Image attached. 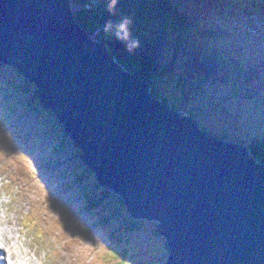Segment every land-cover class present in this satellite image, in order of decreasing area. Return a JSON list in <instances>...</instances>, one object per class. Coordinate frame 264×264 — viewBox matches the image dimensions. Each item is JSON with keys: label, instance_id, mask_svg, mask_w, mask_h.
Returning <instances> with one entry per match:
<instances>
[{"label": "water", "instance_id": "water-1", "mask_svg": "<svg viewBox=\"0 0 264 264\" xmlns=\"http://www.w3.org/2000/svg\"><path fill=\"white\" fill-rule=\"evenodd\" d=\"M0 64L34 85L130 218L156 222L164 264H264V163L155 96L70 0H0Z\"/></svg>", "mask_w": 264, "mask_h": 264}, {"label": "rangeland", "instance_id": "rangeland-1", "mask_svg": "<svg viewBox=\"0 0 264 264\" xmlns=\"http://www.w3.org/2000/svg\"><path fill=\"white\" fill-rule=\"evenodd\" d=\"M252 10L254 13L239 10L245 24H232L229 19H215L212 24L240 37L247 34L245 40L248 35H257L255 31L262 30V36L264 27L253 19L261 12L264 14V8L260 5ZM258 47H264V43ZM177 78L174 68L163 76L154 74L149 82L157 97L167 98L170 106L180 104L209 133H222L229 140H247L253 133L264 134V105L259 100L230 91L224 82L207 81L181 89ZM35 90L15 69L0 64V101L4 99L8 104V121L13 119V111L19 110L14 121L33 137L35 143L29 140V147L36 151L38 144L43 146L39 154L42 161H50L52 168L57 165L53 164L55 158L61 161L55 171L39 173V154H16L5 130L9 131V123L4 124L5 120L0 118V218L7 216L14 236L6 242L23 244L22 251L39 258L33 264H164L168 250L163 237L155 233L156 222L139 220L136 225L127 224L131 218L117 195L106 190L109 194L103 195L107 200L100 209L80 214L84 192L97 198L105 189L90 170H85V164L75 154L73 141L65 135L55 115L41 106ZM15 91L20 95H13ZM261 93L264 98V83ZM106 215L115 217L106 226L89 230L94 217ZM17 230L21 236L16 241ZM110 231L120 237V243H110Z\"/></svg>", "mask_w": 264, "mask_h": 264}, {"label": "trees", "instance_id": "trees-1", "mask_svg": "<svg viewBox=\"0 0 264 264\" xmlns=\"http://www.w3.org/2000/svg\"><path fill=\"white\" fill-rule=\"evenodd\" d=\"M71 3L73 7H78L76 14L81 26L91 36L103 40L120 64L148 82L154 74L163 76L175 68L178 71V87L181 89L184 85H202L207 81L224 82L230 91L259 100L264 105L261 93L264 83V47H258V44H262L260 39L248 35L249 39L245 40L247 34H242L241 38L212 24L215 19H229L232 24L240 23L242 13L239 10L243 6L229 0H117L114 5L112 0H71ZM88 3H93L90 8H86ZM125 19L130 21L128 41L115 34L117 26ZM107 24L112 25L109 31L104 30ZM223 38L227 41H223ZM131 40H138L139 46L129 51L126 45ZM219 42L224 44L221 46ZM150 85L152 86L151 83ZM152 92L156 95L153 87ZM183 95H187L186 90ZM161 99L168 102L165 97ZM3 100L0 101V118L5 120L4 124L9 123V131L5 130L16 154H39L43 151V146L38 144L36 151L29 147V140L35 143L33 137L14 121V113L13 119L8 121L9 115L5 113L8 104ZM171 107L184 111L180 104ZM188 114L193 116L192 113ZM201 128L205 130L202 126ZM217 136L228 139L222 133ZM232 141L246 146L256 160L264 163V134L253 133L247 140L234 138ZM49 144L53 145L50 141ZM66 146L63 141V147ZM39 155V173L53 172L61 165V161L55 158L53 164L56 162L57 165L52 168L50 161H42V156ZM101 193L102 196L99 194L94 198L87 191L84 192L81 215L102 207L107 200L103 195L109 192L102 190ZM119 200L121 201L120 198ZM114 217H94L89 230L106 226ZM129 222L133 225L138 223L132 219L127 222L131 225ZM108 234L110 243L112 240L114 244L120 243V237L115 232L110 231ZM165 247L167 250L166 244ZM113 251L118 253L116 249Z\"/></svg>", "mask_w": 264, "mask_h": 264}, {"label": "clouds", "instance_id": "clouds-1", "mask_svg": "<svg viewBox=\"0 0 264 264\" xmlns=\"http://www.w3.org/2000/svg\"><path fill=\"white\" fill-rule=\"evenodd\" d=\"M116 2H117V0H112L113 5ZM129 23H130V21H128L127 19H125L122 23H120L117 26V31H116L115 34H116V36L118 38H120L122 40H125V41H128L129 40V35H130L129 30H128V24ZM111 28H112V25L111 24H107L105 26V29L104 30L105 31H109ZM126 46L128 47V50L129 51H132V50H134V48H136V47L139 46V41L138 40H131ZM35 94H36V90H35ZM165 244H166V242H165ZM167 250H168V247H167ZM167 256H168V253H167ZM167 256H166V258H167ZM166 258H165V261H166ZM165 261H164V263H165Z\"/></svg>", "mask_w": 264, "mask_h": 264}, {"label": "bare ground", "instance_id": "bare-ground-1", "mask_svg": "<svg viewBox=\"0 0 264 264\" xmlns=\"http://www.w3.org/2000/svg\"><path fill=\"white\" fill-rule=\"evenodd\" d=\"M78 18V17H77ZM6 222V223H8V224H10V222L6 219V217L3 219V220H0V224H2V222ZM2 234V235H1ZM1 234H0V237L1 238H5V239H7V238H9V236L6 234V232L5 231H1ZM7 247L9 248V250H11L12 249V247L8 244L7 245ZM35 254H36V252H35ZM12 258H14V257H12ZM30 260L32 261H35L34 260V258H32V257H30ZM21 261H17V263L19 264ZM21 264H24V263H21Z\"/></svg>", "mask_w": 264, "mask_h": 264}]
</instances>
